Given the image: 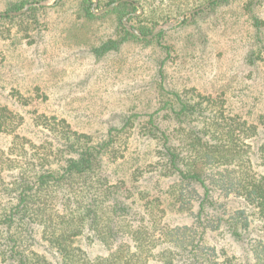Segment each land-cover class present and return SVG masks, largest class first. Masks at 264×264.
Returning <instances> with one entry per match:
<instances>
[{"label":"rangeland","instance_id":"374dc122","mask_svg":"<svg viewBox=\"0 0 264 264\" xmlns=\"http://www.w3.org/2000/svg\"><path fill=\"white\" fill-rule=\"evenodd\" d=\"M30 1L0 0V14H23L11 19L0 15V111L7 117L0 125V149L10 145L14 134L46 143L49 134L36 123L37 114L65 119L72 129L88 134L93 145L107 141L108 130L121 128L131 116L129 125L114 133L98 174L131 192H124L123 198L134 212L140 213L142 202L152 204L158 198L165 210L162 223L191 225L197 203L192 211L179 210L168 198L166 189L172 179L159 173L165 157L162 141L151 131L149 115L183 149L187 128L197 121L176 123L164 105L173 98L171 91L185 93L193 87L216 98V106L224 105L227 116L258 123V116L264 114V62L260 60L264 58V0H217L183 17L185 11L209 0L135 2L137 11L121 20L140 39L125 41L101 56L95 48L120 36L118 17L108 12L117 0H92L94 17L86 15L80 0ZM30 7L37 9L29 11ZM153 19L157 23L142 33L139 27ZM158 26L163 28L152 35ZM248 140L264 142V125ZM251 156L262 171L261 158ZM23 161L22 157L13 164ZM17 170L2 175L9 179ZM196 187L202 194V188ZM214 196L217 205H210L212 213L221 214V204L227 211L246 206L234 196L224 197L218 191ZM13 200L12 195L0 194V209ZM8 234L0 227V264L15 263L8 256ZM204 238L227 254H243L223 227L206 230ZM22 240L27 251L43 252L57 264L37 232L22 233ZM77 241L91 256L107 253L98 241L89 245L84 237Z\"/></svg>","mask_w":264,"mask_h":264},{"label":"trees","instance_id":"16d2710c","mask_svg":"<svg viewBox=\"0 0 264 264\" xmlns=\"http://www.w3.org/2000/svg\"><path fill=\"white\" fill-rule=\"evenodd\" d=\"M40 1L44 0L30 2ZM80 1L86 15L96 16L90 9L92 0ZM133 1L141 0H123L108 10L118 17L120 36L98 45L97 56L125 41L140 39L121 20L137 11ZM254 21L259 23L257 18ZM156 23L147 20L139 30L146 33L145 28ZM184 92L171 91L173 98L164 105L169 106L178 124L184 120L187 124L201 123L187 128L185 149L173 144L169 135L154 124L152 114L148 121L153 136L162 141L165 159L159 173L172 179L167 196L179 210L192 211L197 203L193 223H162L165 210L158 198L151 200L152 204L142 202L140 213L134 212L123 198L124 192H131L98 174L114 133L124 130L131 116L121 128L108 130L107 141L93 145L88 134L72 129L65 119L37 114L36 123L49 134L46 143L14 134L10 145L0 149V194L14 198L0 209V227L9 233L8 256L14 264H53L47 254L24 248L25 232H37L53 251L57 264H264V169L257 170L251 156L261 158L264 166V142H248L259 133V125H264V114L258 116V123L238 120L225 114L224 105L216 106V98L193 87ZM6 121L1 110L0 125ZM22 157L25 162L13 164ZM16 169L9 179L2 175ZM196 186L202 188V194ZM216 191L224 197L240 198L248 208L227 211L221 204V214L212 213L209 208L217 200ZM222 227L242 247L243 254H227L205 240L206 230ZM81 237L88 245L98 241L107 253L91 256L78 243Z\"/></svg>","mask_w":264,"mask_h":264},{"label":"water","instance_id":"95a60500","mask_svg":"<svg viewBox=\"0 0 264 264\" xmlns=\"http://www.w3.org/2000/svg\"><path fill=\"white\" fill-rule=\"evenodd\" d=\"M96 1V0H95ZM121 1V0H120ZM119 0H117V1H115L114 3H112V5H114V4H117V3H119L120 2ZM213 1H216V0H209V1H207V2H205L203 5H201V6H199L198 8H195V9H191V10H188V11H185L180 17H183L184 15H186V14H192V13H195V12H197V11H200V10H202V9H204L205 7H207L211 2H213ZM39 3H35L34 5H38ZM134 4L135 5H137L138 6V4L137 3H135L134 2ZM24 9H26V8H24ZM24 10H22V11H17V12H9L10 14H19V13H21V12H23ZM6 13H1L0 15H5ZM161 28H163V26H158L157 28H156V30L152 33V35H155ZM146 37H149V36H146Z\"/></svg>","mask_w":264,"mask_h":264}]
</instances>
